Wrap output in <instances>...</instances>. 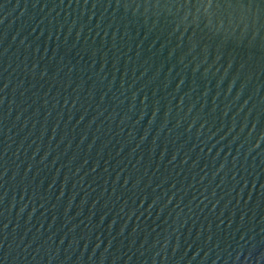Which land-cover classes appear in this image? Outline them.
I'll list each match as a JSON object with an SVG mask.
<instances>
[{
  "label": "water",
  "instance_id": "95a60500",
  "mask_svg": "<svg viewBox=\"0 0 264 264\" xmlns=\"http://www.w3.org/2000/svg\"><path fill=\"white\" fill-rule=\"evenodd\" d=\"M0 264H264V0H0Z\"/></svg>",
  "mask_w": 264,
  "mask_h": 264
}]
</instances>
